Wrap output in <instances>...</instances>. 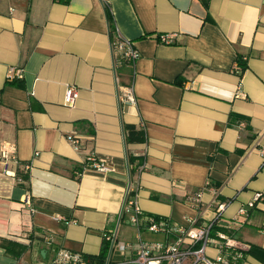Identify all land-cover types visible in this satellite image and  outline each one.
I'll use <instances>...</instances> for the list:
<instances>
[{
  "label": "crops",
  "instance_id": "0c3cea01",
  "mask_svg": "<svg viewBox=\"0 0 264 264\" xmlns=\"http://www.w3.org/2000/svg\"><path fill=\"white\" fill-rule=\"evenodd\" d=\"M115 33L134 43L133 66L113 68ZM161 34L171 43H160ZM237 58L245 59L240 76ZM9 69L22 71L15 85ZM67 85L79 93L72 109L63 105ZM118 86L133 88L134 106L120 111ZM127 127L144 141L126 142ZM70 134L80 137L78 151ZM11 145L15 160L5 159L0 184V264H45V233L88 257L106 249L105 233L133 242L136 230L118 219L128 186L142 214L183 227L212 223V238L237 245L238 264H264L247 254L264 250V0H0V151ZM90 153L107 170H84ZM141 238L165 240L144 230ZM8 242L27 250L12 259Z\"/></svg>",
  "mask_w": 264,
  "mask_h": 264
},
{
  "label": "built area",
  "instance_id": "2783aa9c",
  "mask_svg": "<svg viewBox=\"0 0 264 264\" xmlns=\"http://www.w3.org/2000/svg\"><path fill=\"white\" fill-rule=\"evenodd\" d=\"M171 38V35L165 34L157 37L162 44H170ZM110 47L114 69L123 64L133 66L138 58L134 43L119 37L116 33L111 38ZM244 62V58H237L235 61L233 72L237 76H240L245 70ZM21 78V70L9 69L7 71V82L21 80ZM78 94L76 86L67 85L64 90L63 105L67 108H74ZM117 100L120 111H123L125 106H134L136 97L134 96L133 88L131 86H118ZM65 138L74 150L78 151L80 149V137L70 134ZM14 153L15 145H11L8 150L0 151V157L14 161ZM259 154L264 158V146L259 148ZM85 163L84 170L88 171L104 172L108 168L106 163L97 159L91 153L85 159ZM141 170H143V165L138 169V171ZM81 175L82 173H76L78 178ZM208 185V182L205 183V186ZM136 198V191L131 186H128L125 189L118 215L119 220H126L136 230L133 242L120 243L117 240L116 231L103 234L102 241L106 245L108 253L104 261L98 263L91 262L88 256L83 253L56 245L53 236L45 233L41 240L51 253V257L45 264H238L242 258L237 245L226 239L224 235L217 233L214 238L210 236V231L213 227L212 223L205 226H195L196 222L194 220H188V226L183 227L177 226L163 217L146 216L142 214L138 207ZM260 198V194L255 195L253 200L247 204V208H252L254 203ZM223 209L224 204L217 205L214 211V221H216ZM246 211V208L242 207L239 209L238 214L243 216ZM54 220L64 224L75 223L60 216L54 217ZM142 230L152 234H162L165 240L145 241L141 238ZM170 236L173 238L171 239ZM209 249H213L214 255L209 254ZM114 252L121 258L118 262H113L111 258ZM128 253H133L134 257L126 259L125 255ZM9 264L18 263L12 261Z\"/></svg>",
  "mask_w": 264,
  "mask_h": 264
},
{
  "label": "trees",
  "instance_id": "16d2710c",
  "mask_svg": "<svg viewBox=\"0 0 264 264\" xmlns=\"http://www.w3.org/2000/svg\"><path fill=\"white\" fill-rule=\"evenodd\" d=\"M107 18L109 20V22L111 21V16L109 13H107ZM243 66H245L243 64ZM18 82H20V80H13L8 82V84L11 85H15ZM127 131V137H126V142L130 143V142H137V141H144V136L142 135V133L140 131H136L133 128L127 127L125 128ZM127 161L128 164H132V166H136L140 163V161L138 159H135L132 156H128L127 157ZM133 170V167H132ZM131 170V171H132ZM217 227V226H216ZM3 249L4 252L7 256H9L12 259L18 260L21 255L26 252L27 247L20 245L18 243H12V242H8L6 244L3 245ZM106 249L103 247V249L101 250V252L95 257H88L90 259L91 262H98V263H102L104 261V259L106 258ZM247 254L261 260L262 262H264V250H260L256 247H250L249 250L247 251Z\"/></svg>",
  "mask_w": 264,
  "mask_h": 264
},
{
  "label": "rangeland",
  "instance_id": "374dc122",
  "mask_svg": "<svg viewBox=\"0 0 264 264\" xmlns=\"http://www.w3.org/2000/svg\"><path fill=\"white\" fill-rule=\"evenodd\" d=\"M0 148H1V146H0ZM4 162H6L5 159H3V158L0 157V166H1V168H0V184L2 183V179L5 177L6 172H8V171H6V169L4 168L5 166H3V163H4ZM132 236H135V233L132 234ZM142 238L153 240V239H159L160 237H159V236H156V235L143 234V235H142Z\"/></svg>",
  "mask_w": 264,
  "mask_h": 264
},
{
  "label": "water",
  "instance_id": "95a60500",
  "mask_svg": "<svg viewBox=\"0 0 264 264\" xmlns=\"http://www.w3.org/2000/svg\"><path fill=\"white\" fill-rule=\"evenodd\" d=\"M41 256H42V257L44 256V251L41 252Z\"/></svg>",
  "mask_w": 264,
  "mask_h": 264
}]
</instances>
